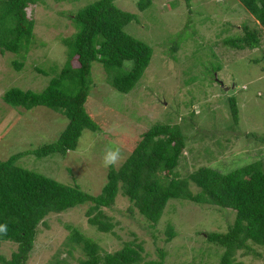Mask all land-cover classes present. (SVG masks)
<instances>
[{
  "label": "rangeland",
  "instance_id": "1",
  "mask_svg": "<svg viewBox=\"0 0 264 264\" xmlns=\"http://www.w3.org/2000/svg\"><path fill=\"white\" fill-rule=\"evenodd\" d=\"M92 1L30 4L26 10L34 20V38L29 48L20 53L0 52V160L52 142L64 129L67 118L60 112L42 105L13 107L2 100V94L12 86L41 91L58 74L67 56L62 38L75 31L68 15ZM138 1L115 0V4L136 16L124 29L152 48L140 80L128 93L118 92L107 82L103 66L93 62V85L85 107L99 130L84 129L76 148L65 155L27 153L17 164L62 183H78L95 195L109 169L102 166L105 147L119 146L124 160L140 135L156 122L176 123L185 135L177 177L200 165L226 172L257 159L264 161V36L254 48L234 49L222 42L225 37L241 35L243 26L258 28L257 21L238 0H190L188 4L185 0H150L143 10L138 9ZM174 45L176 51L171 50ZM13 60L21 62L20 69H15ZM230 95L236 99L237 123L228 108ZM189 189L199 190L194 184ZM87 207L83 204L48 214L38 226L26 264H79L84 255L76 245L69 247L71 229L67 226L93 238L104 252L120 249L124 242L141 243L138 264H158V248L165 252V264H217L222 249L206 241L204 232L225 231L235 215L231 208L171 198L150 227L119 190L112 207L102 209L113 223L111 231L103 233L88 223ZM169 224L174 225L176 236L165 242ZM251 246L247 253L238 250L235 259L242 264H264V246ZM15 248L16 243L3 241L0 254L9 257Z\"/></svg>",
  "mask_w": 264,
  "mask_h": 264
},
{
  "label": "trees",
  "instance_id": "2",
  "mask_svg": "<svg viewBox=\"0 0 264 264\" xmlns=\"http://www.w3.org/2000/svg\"><path fill=\"white\" fill-rule=\"evenodd\" d=\"M43 1L0 0L2 54L27 51L34 38V20L28 17L26 8ZM185 1L188 4L190 0ZM238 1L257 21L258 28L249 30L243 26L241 35L225 37L222 42L234 49L257 47L259 37L264 36V0ZM149 4L150 0L137 2L139 10ZM68 16L75 31L62 38L67 56L58 74L51 77L41 91L12 86L2 94V100L8 105L24 109L46 106L63 114L67 123L54 141L0 160V224L7 225L6 231L0 232V244L3 241L16 243L9 257L0 254V264H26L39 224L53 212L88 204L85 211L88 223L99 232L111 231L113 223L102 209L112 207L119 190L149 221L150 227L155 226L171 198L233 209L234 219L225 231L204 232V235L206 241L222 249L217 264H242L235 259L238 250L247 253L252 251V244L264 246V161L260 159L226 172L200 165L185 176L177 177L175 169L183 157L185 135L176 123L156 122L140 135L119 167L107 170L106 181L95 195L78 183H62L17 164V160L27 153L37 157L55 153L65 155L76 148L84 129L99 130L98 123L85 107L93 85V62L103 66L107 82L115 90L128 93L140 80L151 59L150 45L124 29L136 18L135 14L119 8L115 0H94ZM176 49L175 45L171 48L172 51ZM261 59H264V53ZM259 60L254 58V61ZM126 61L131 64L127 66ZM12 64L17 70L22 65L18 60H13ZM228 108L237 123L238 108L233 95L229 96ZM190 184L199 190L192 192ZM128 211L132 212L131 207ZM67 228L71 229L67 237L69 247L76 245L83 252L84 259L79 264H138L141 261V243L124 242L120 249L104 252L93 238L75 227ZM164 233V241H171L176 236L174 225H167ZM158 252L161 258L158 264H165L162 260L165 252L161 248Z\"/></svg>",
  "mask_w": 264,
  "mask_h": 264
},
{
  "label": "clouds",
  "instance_id": "3",
  "mask_svg": "<svg viewBox=\"0 0 264 264\" xmlns=\"http://www.w3.org/2000/svg\"><path fill=\"white\" fill-rule=\"evenodd\" d=\"M94 147V143L88 146V151ZM123 162L121 148L116 145L106 146L102 154V166L104 168H111L118 166ZM7 229L6 224H0V232H4Z\"/></svg>",
  "mask_w": 264,
  "mask_h": 264
},
{
  "label": "water",
  "instance_id": "4",
  "mask_svg": "<svg viewBox=\"0 0 264 264\" xmlns=\"http://www.w3.org/2000/svg\"><path fill=\"white\" fill-rule=\"evenodd\" d=\"M227 90V89H226ZM230 92V91H229Z\"/></svg>",
  "mask_w": 264,
  "mask_h": 264
}]
</instances>
